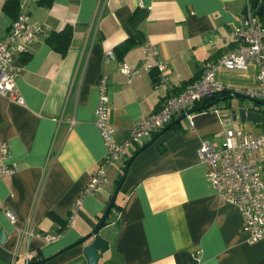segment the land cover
<instances>
[{"label": "crops", "instance_id": "crops-1", "mask_svg": "<svg viewBox=\"0 0 264 264\" xmlns=\"http://www.w3.org/2000/svg\"><path fill=\"white\" fill-rule=\"evenodd\" d=\"M6 1L0 0L1 37L15 21L3 11ZM18 1L29 25L44 24L49 31L27 53L13 55L25 103L0 95V148L9 144L7 162L19 168L0 180V229L9 235L0 245V264H26L27 258L88 264L85 245L75 244L97 227L136 151L116 197L122 208L99 232L108 250L98 264H264V241L249 242L244 216L220 199L198 155L203 141L220 145L225 140L220 115L231 111L220 103L202 112L191 106L190 117H176L132 149L122 164L110 167L104 190L82 198L70 229L54 243L44 241L45 234L60 232L107 155L95 117L103 77L110 120L123 139L136 122L199 80L208 63L237 46L232 31L252 0H55L51 7ZM68 26L73 37L62 55L48 37ZM130 41L132 47L122 55L118 48ZM150 43L159 52L158 62L151 60L153 71L129 83L122 67L137 69ZM257 73L256 65L246 71L220 68L216 77L227 88L251 89ZM163 77L167 87L157 89ZM251 124L261 132H248L264 134L261 122ZM31 224L35 235L28 241L20 234Z\"/></svg>", "mask_w": 264, "mask_h": 264}, {"label": "built area", "instance_id": "built-area-1", "mask_svg": "<svg viewBox=\"0 0 264 264\" xmlns=\"http://www.w3.org/2000/svg\"><path fill=\"white\" fill-rule=\"evenodd\" d=\"M2 11L0 10V15ZM49 29L44 24L29 25L26 18L20 15L9 32L0 36V95L12 102L23 105L24 99L18 91L17 71L13 66L15 52L24 54L38 43ZM232 36L237 46L225 53L218 62L205 66L199 80L189 84L179 95L165 101L161 110L146 119L136 122L126 136L120 138V130L110 120L111 104L108 97L107 77H103L99 90V104L95 111L96 126L100 130L107 155L92 174L91 180L84 190L81 199L74 206L65 228L58 234H45L47 244L54 243L66 233L72 224L73 215L82 204V198L98 194L108 184V171L114 164L122 161L129 152L141 146L144 141L164 129L176 117L186 114L191 106L202 104L212 96L221 92L231 95L239 93L252 99L264 102V23H261L256 11L248 4L246 13L233 28ZM144 55L146 60L137 68L122 67V73L131 83L143 75L151 73L155 67L150 61L158 62L159 52L153 44H148ZM108 53V58H113ZM158 63L156 64V66ZM251 65L258 68L257 85L251 89H230L217 80L220 68L246 71ZM159 67V66H158ZM163 69V68H162ZM167 79L162 78L157 89H166ZM224 127L225 140L216 144L211 140L202 142L198 151L200 160L207 165V178L223 202L236 206L245 218V230L249 234L251 244L264 241V134L256 135L242 129L232 115H220ZM0 180L15 175L19 168L8 164L10 146L1 144ZM11 224L16 223V216L6 212ZM21 237L29 241L34 237L33 225L21 232ZM29 258L26 264L29 263ZM198 264H204L200 260Z\"/></svg>", "mask_w": 264, "mask_h": 264}, {"label": "trees", "instance_id": "trees-1", "mask_svg": "<svg viewBox=\"0 0 264 264\" xmlns=\"http://www.w3.org/2000/svg\"><path fill=\"white\" fill-rule=\"evenodd\" d=\"M37 1H38V4L40 6L51 7L54 4L55 0H37ZM251 5H252V8L256 11L260 21L264 23V0H252L251 1ZM260 10H261V13H260ZM3 11L7 15L12 17L14 20H17V18L20 16V12H21V6H20L19 1L18 0H7L5 2V4H4V6H3ZM72 37H73V30H72V28L70 26H68V27H66L64 30H62L59 33L51 34L48 37V43L56 51H58L59 53L64 55L67 52V50L69 49V47H70V44H71V41H72ZM132 45H133V43L130 41L129 43H126L122 47L118 48V50L120 51V53L122 55H124L132 47ZM230 97H231V94L228 93V92L217 93L216 95L212 96L208 100L204 101L202 104H199L198 107H195L196 108L195 111L202 112V111H204L206 109H209L210 107H212L214 105H217L221 101L230 99ZM169 125H171V123ZM162 130H164V129H162ZM138 153H139V151H136L133 154V157H135ZM133 157H131V158H133ZM131 158H130L129 161L126 162V167L124 168V174H123L122 178L117 183L118 184L117 185L118 193L123 190V182H124V180L126 178L127 169H128L129 164H130ZM121 208H122V206L119 205L115 201L111 213L114 210H116V209L120 210ZM111 213L109 214V217L111 216ZM50 216L53 219H55L56 221H59L58 217L55 214L51 213ZM70 216H71V213H70ZM70 216H69V218H70ZM109 217H108V219H109ZM108 219H107V221H106L104 226L109 224ZM66 225H67V222L63 223L61 228L62 229L65 228ZM30 261H31V259L29 260V262ZM42 261H46V260H42Z\"/></svg>", "mask_w": 264, "mask_h": 264}, {"label": "water", "instance_id": "water-1", "mask_svg": "<svg viewBox=\"0 0 264 264\" xmlns=\"http://www.w3.org/2000/svg\"><path fill=\"white\" fill-rule=\"evenodd\" d=\"M261 13V10H260ZM238 99L240 100V104L231 111V115L235 121H239L242 124L245 123H259L262 121L263 116L259 107L264 108V102L258 99H252L241 95L239 93H235L231 95L230 99ZM192 112L189 113L191 115ZM154 141H150L145 147L141 148L140 151L144 150L147 146L151 145ZM118 195V191L115 192L106 212L104 213L102 219L100 220L97 227L86 237L82 238L78 241L75 246L78 245H85L84 247V255L88 261V264H98L100 259V254L105 253L108 250V242L104 240L100 235L99 232L105 225L109 214L111 213L114 203L116 201V197ZM9 235L5 231V229H0V245H4L8 240ZM45 261H38V262H29L28 264H42Z\"/></svg>", "mask_w": 264, "mask_h": 264}, {"label": "rangeland", "instance_id": "rangeland-1", "mask_svg": "<svg viewBox=\"0 0 264 264\" xmlns=\"http://www.w3.org/2000/svg\"><path fill=\"white\" fill-rule=\"evenodd\" d=\"M234 72V71H233ZM240 104V100L238 99H232V100H224L222 102H220V106L219 108H223L227 111H233L235 108H237V106ZM259 110L261 111V114L263 116V119L261 121V125L264 126V108L263 107H259ZM238 124H240L238 121H237ZM243 128H245L247 131L248 130H253L254 132H257V133H260L261 131L259 130V128L255 125V124H251V123H248V124H240ZM123 162L122 161H119L117 163V165L119 164H122Z\"/></svg>", "mask_w": 264, "mask_h": 264}]
</instances>
